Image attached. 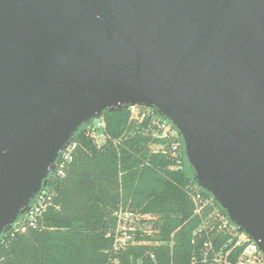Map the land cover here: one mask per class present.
Segmentation results:
<instances>
[{"label":"water","instance_id":"obj_1","mask_svg":"<svg viewBox=\"0 0 264 264\" xmlns=\"http://www.w3.org/2000/svg\"><path fill=\"white\" fill-rule=\"evenodd\" d=\"M131 107L264 254V0H0V236L83 126Z\"/></svg>","mask_w":264,"mask_h":264},{"label":"trees","instance_id":"obj_2","mask_svg":"<svg viewBox=\"0 0 264 264\" xmlns=\"http://www.w3.org/2000/svg\"><path fill=\"white\" fill-rule=\"evenodd\" d=\"M104 119L106 144L98 148L83 126L65 178L50 175L47 188L55 198L39 228L0 236V264H189L208 238L195 233L213 209L196 215L194 193L212 199L228 217L198 187L180 136L178 163L171 142L154 134L149 119L132 121L130 109L107 111ZM120 210L149 216L141 223L150 232L138 228L134 243L116 250Z\"/></svg>","mask_w":264,"mask_h":264},{"label":"built area","instance_id":"obj_3","mask_svg":"<svg viewBox=\"0 0 264 264\" xmlns=\"http://www.w3.org/2000/svg\"><path fill=\"white\" fill-rule=\"evenodd\" d=\"M129 109L132 121L140 123L144 119H149L154 134L162 140L171 142L169 152L180 163V143L177 140V131L172 124L162 117L156 116L151 109L139 107ZM86 126V135L93 140L94 144L98 148L104 146L109 138L105 119L94 120ZM78 146L79 144L73 141L66 150L61 151L56 161V168L50 175L53 174L56 179L65 178ZM175 168L172 167V169ZM54 195V192L47 187L40 191L32 201L30 208L13 224V230L10 231L11 237L14 238L38 229L44 214L53 206ZM193 201L196 206V215L202 216L206 210L213 209L204 224L195 233V235H200L204 232L208 238L204 241L200 254L194 256L189 264H264V254L260 251L258 244L241 233L238 227L214 206L212 199L205 198L200 192H195ZM119 214H124V237L117 230L116 250L122 247L126 249L130 245L129 242L134 240L133 232L138 228H134L132 225L135 220L141 217L130 210L124 212L120 210L115 213V216L119 217ZM216 240H220L219 246L215 243Z\"/></svg>","mask_w":264,"mask_h":264},{"label":"rangeland","instance_id":"obj_4","mask_svg":"<svg viewBox=\"0 0 264 264\" xmlns=\"http://www.w3.org/2000/svg\"><path fill=\"white\" fill-rule=\"evenodd\" d=\"M156 150H159V148H156ZM119 224H118V231L123 235L124 237V214H119ZM145 219H149V216H145V217H139L137 220H135V222L131 223V225L134 227V228H142L144 229L146 232H150V229H149V225L147 224H143L141 223V220H145Z\"/></svg>","mask_w":264,"mask_h":264}]
</instances>
